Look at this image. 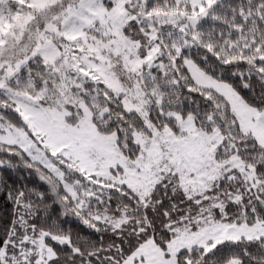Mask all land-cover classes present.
<instances>
[{"label": "snow or ice", "instance_id": "obj_1", "mask_svg": "<svg viewBox=\"0 0 264 264\" xmlns=\"http://www.w3.org/2000/svg\"><path fill=\"white\" fill-rule=\"evenodd\" d=\"M19 167L0 264H264V0H0Z\"/></svg>", "mask_w": 264, "mask_h": 264}, {"label": "trees", "instance_id": "obj_2", "mask_svg": "<svg viewBox=\"0 0 264 264\" xmlns=\"http://www.w3.org/2000/svg\"><path fill=\"white\" fill-rule=\"evenodd\" d=\"M195 58V57H193ZM231 75L230 73L228 74ZM193 99L199 103V97L193 96ZM0 179L7 182L9 185L14 187H20L21 185H26L29 189L36 187L39 188L41 191L44 190L45 185L39 180V178L33 173L30 174L29 170L19 167L17 169H7V168H0ZM12 211L10 202L7 199L5 194V190L0 188V217H7L10 216ZM58 209L56 210L58 214ZM78 227V226H74Z\"/></svg>", "mask_w": 264, "mask_h": 264}]
</instances>
